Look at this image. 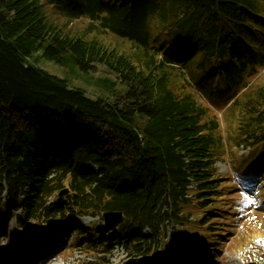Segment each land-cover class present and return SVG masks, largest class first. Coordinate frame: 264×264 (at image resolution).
<instances>
[{
    "label": "trees",
    "instance_id": "16d2710c",
    "mask_svg": "<svg viewBox=\"0 0 264 264\" xmlns=\"http://www.w3.org/2000/svg\"><path fill=\"white\" fill-rule=\"evenodd\" d=\"M82 16L84 34L59 21ZM108 32L134 53L96 35ZM35 53L86 72L106 65L127 89L93 98L41 68ZM258 68L264 0H0V233L20 209V228L74 221L92 247L156 253L168 224L186 223V205L206 208L219 195L215 159L226 142L195 92L216 105L229 98L233 144L249 148L235 170L264 174V76L248 79ZM115 211L122 220L109 226L103 215ZM86 216L99 219L95 228ZM209 217L188 222L190 231ZM190 244L208 264L206 245Z\"/></svg>",
    "mask_w": 264,
    "mask_h": 264
},
{
    "label": "rangeland",
    "instance_id": "374dc122",
    "mask_svg": "<svg viewBox=\"0 0 264 264\" xmlns=\"http://www.w3.org/2000/svg\"><path fill=\"white\" fill-rule=\"evenodd\" d=\"M59 21L68 22L64 28L71 33L88 32L89 18L86 16L72 20L62 17ZM96 35L120 51L134 53L129 39L110 32ZM34 57L41 68L66 79L70 86L85 90L87 95L93 98L123 96L127 89L106 65L94 64L93 68L86 72L80 70L73 62L60 65L42 57L40 53H35ZM261 75L264 76V68H258V72L248 79L258 81ZM195 97L202 106L208 107V118L219 120V131L226 142L215 159L218 177L216 181L220 186L213 194L219 195L214 196L206 208L198 207L193 200L191 204L186 205L183 213L187 221L176 226L168 224L165 247L161 244L162 249L158 248L156 253L140 256L127 253L121 244L111 245L109 250L103 251L102 246L97 244L92 247L88 243L91 239L88 233L74 235L78 227L73 224L74 221L56 227H51L57 224L56 221H45V225L38 226L31 222L25 228H20L16 221L20 218L19 209L13 212L9 225L6 223V226H9L7 231L0 233L2 261L8 262L5 264L23 260L28 264H204L202 259L195 256L191 247V237H195L201 245H206L208 264H264V174L262 173L260 178L257 172L244 176L235 170L237 165L239 169L242 167L239 164L240 160L244 159H241V154L246 155L249 148L233 144L232 136L237 128V109L232 110L229 107V98L221 97L218 99L220 104L216 105L200 92H195ZM205 214L209 215L211 220L200 224L201 228L196 229L200 233L198 236V232L190 231L196 228L194 224L188 222H199ZM82 221L86 227L95 228L99 219L86 216ZM187 226H190L189 230ZM110 233L104 231V236L109 237ZM114 234H117V231ZM198 252L196 251V254Z\"/></svg>",
    "mask_w": 264,
    "mask_h": 264
},
{
    "label": "water",
    "instance_id": "95a60500",
    "mask_svg": "<svg viewBox=\"0 0 264 264\" xmlns=\"http://www.w3.org/2000/svg\"><path fill=\"white\" fill-rule=\"evenodd\" d=\"M145 148H147V145L145 144ZM68 192V189L62 190L59 194L63 195ZM104 222L111 226H117L119 222L122 220V213L121 212H106L104 215ZM53 221H56V225H52L51 227H56L58 225H62V222L59 219H49L47 220L48 223H52Z\"/></svg>",
    "mask_w": 264,
    "mask_h": 264
},
{
    "label": "bare ground",
    "instance_id": "6f19581e",
    "mask_svg": "<svg viewBox=\"0 0 264 264\" xmlns=\"http://www.w3.org/2000/svg\"><path fill=\"white\" fill-rule=\"evenodd\" d=\"M7 261H2V258L0 257V264H5ZM11 262V261H10ZM8 263V262H7ZM25 263H27V261H25V260H23L22 262H19V261H17V262H12V264H25ZM31 263V262H30ZM29 263V264H30ZM28 264V263H27Z\"/></svg>",
    "mask_w": 264,
    "mask_h": 264
}]
</instances>
